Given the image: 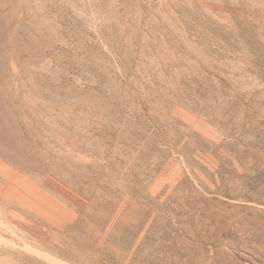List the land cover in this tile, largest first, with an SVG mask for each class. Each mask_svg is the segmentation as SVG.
I'll return each instance as SVG.
<instances>
[{
    "label": "rangeland",
    "instance_id": "rangeland-1",
    "mask_svg": "<svg viewBox=\"0 0 264 264\" xmlns=\"http://www.w3.org/2000/svg\"><path fill=\"white\" fill-rule=\"evenodd\" d=\"M0 264H264V0H0Z\"/></svg>",
    "mask_w": 264,
    "mask_h": 264
},
{
    "label": "bare ground",
    "instance_id": "bare-ground-1",
    "mask_svg": "<svg viewBox=\"0 0 264 264\" xmlns=\"http://www.w3.org/2000/svg\"><path fill=\"white\" fill-rule=\"evenodd\" d=\"M1 220V219H0Z\"/></svg>",
    "mask_w": 264,
    "mask_h": 264
}]
</instances>
